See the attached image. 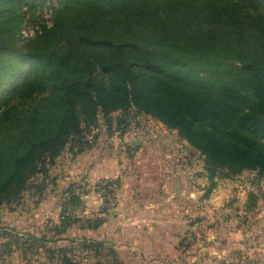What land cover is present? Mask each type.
<instances>
[{
    "label": "trees",
    "instance_id": "trees-1",
    "mask_svg": "<svg viewBox=\"0 0 264 264\" xmlns=\"http://www.w3.org/2000/svg\"><path fill=\"white\" fill-rule=\"evenodd\" d=\"M37 6L52 25L25 47V8ZM25 72L20 102L0 116V207L26 195L38 205L58 159L94 146L100 117L126 130L144 115L177 131L204 158L208 193L218 178H264V0H0V89ZM79 222L63 214L50 238L9 229L2 256L42 249L47 264H80V246L97 264H122L103 242L49 245Z\"/></svg>",
    "mask_w": 264,
    "mask_h": 264
},
{
    "label": "crops",
    "instance_id": "crops-1",
    "mask_svg": "<svg viewBox=\"0 0 264 264\" xmlns=\"http://www.w3.org/2000/svg\"><path fill=\"white\" fill-rule=\"evenodd\" d=\"M95 132L90 150L66 151L58 159L52 188L30 222L19 217L12 227L26 232L46 224L41 231L52 235L66 214L80 222L49 245L103 242L122 264H264L263 186L218 178L208 193L204 158L151 117H140L126 130L99 125ZM105 179L117 182L114 214L100 210L95 190L81 204L62 208L63 190L84 181L93 188Z\"/></svg>",
    "mask_w": 264,
    "mask_h": 264
},
{
    "label": "rangeland",
    "instance_id": "rangeland-1",
    "mask_svg": "<svg viewBox=\"0 0 264 264\" xmlns=\"http://www.w3.org/2000/svg\"><path fill=\"white\" fill-rule=\"evenodd\" d=\"M25 11L28 14L25 16V19L23 21V29L21 31V35H22L21 44L25 45L26 47L30 45V40L36 37L41 24L47 23V25H52V12H51V9L47 8L46 6L35 7V11H36L35 15L31 13L32 11L29 10L28 8H25ZM26 69L28 70L27 67ZM27 74L28 73L26 72L23 73L21 77L6 83L0 89V116L11 105L18 104L20 102V96H21L20 88L22 87L23 84H25L29 80V78L25 79L27 77ZM34 75L35 74H33L32 76ZM120 115L122 116L121 113H116V114L114 113L112 115L113 116L112 118L115 121V118L120 117ZM132 115L134 114L133 113L129 114L130 117ZM140 117H146V116L144 115L137 116L135 119L138 120ZM99 125L109 126L108 121L103 119V117L99 118ZM110 127L113 131H115V122H113ZM94 133H96L95 130H94ZM238 177H241L242 178L241 180H243L244 182L251 180V181H254L256 184H258L259 187L263 186V188L261 187V191L263 190L264 192V178H260L257 173L247 171ZM238 177L234 179H237ZM52 183L53 182H51V180L48 182V187L45 193H47V191L52 188ZM74 188H85V191L88 196V194H90L91 192L95 190L96 186L93 188L92 187L90 188L88 183L84 181L82 183H78V185L73 186L71 189H74ZM66 191L67 190H63L60 195V203H61L62 208H63V204L66 203V201L64 200V194L66 193ZM85 199H87V197L79 198V201L82 202ZM37 206L38 205L35 204L33 197L26 195L24 203L20 207L14 209V211L9 210V208L6 206L0 207V256H1L0 264H47L48 255L46 254V251L42 249H40L39 251H31L29 249L28 252H23L22 250H19V251H14L9 256H2L3 254H5L4 245L7 242H9L8 239H10V237L7 236L8 230L16 229L15 227H12L14 225L12 222H14V220H16V218H19V217L20 218L25 217L24 221L27 219L26 221L30 222V217L32 215V212L33 210L36 209ZM99 207L101 210L102 207L100 205ZM228 210L231 212H234L236 211V208L235 206H230ZM106 212H109V214L112 215L115 213V210L111 212L106 210ZM45 225L46 224L37 228V230H28L26 232H23L20 229H16V230L20 234H28V233H32L33 231L35 234H40L39 235L40 237L42 236V232H43L41 231V229L44 228ZM38 229H40V233L38 232ZM49 236L51 235L48 234V238H50ZM24 238L25 239L29 238V236H25ZM26 253L28 254L25 255ZM71 257L77 260V262H80V264H97L99 262L98 259H96L93 254L83 252L80 246H76L75 253L72 254ZM105 261L106 259L102 258V261L100 263H103V262L105 263Z\"/></svg>",
    "mask_w": 264,
    "mask_h": 264
},
{
    "label": "built area",
    "instance_id": "built-area-1",
    "mask_svg": "<svg viewBox=\"0 0 264 264\" xmlns=\"http://www.w3.org/2000/svg\"><path fill=\"white\" fill-rule=\"evenodd\" d=\"M94 132L87 137L88 140L92 141ZM95 191L99 198V205L107 211H114L116 207V191L117 182L115 179H105L99 181L96 185ZM72 197L84 198L87 197L85 188H74L67 191L64 194V200H70Z\"/></svg>",
    "mask_w": 264,
    "mask_h": 264
},
{
    "label": "water",
    "instance_id": "water-1",
    "mask_svg": "<svg viewBox=\"0 0 264 264\" xmlns=\"http://www.w3.org/2000/svg\"><path fill=\"white\" fill-rule=\"evenodd\" d=\"M133 144H134V145H139V143H138V142H134Z\"/></svg>",
    "mask_w": 264,
    "mask_h": 264
}]
</instances>
